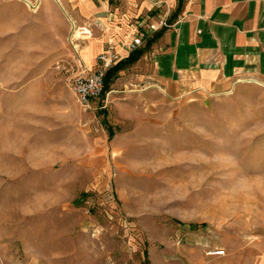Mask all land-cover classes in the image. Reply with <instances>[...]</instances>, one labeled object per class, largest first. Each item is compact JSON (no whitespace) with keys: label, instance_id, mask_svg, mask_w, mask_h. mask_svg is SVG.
<instances>
[{"label":"rangeland","instance_id":"obj_1","mask_svg":"<svg viewBox=\"0 0 264 264\" xmlns=\"http://www.w3.org/2000/svg\"><path fill=\"white\" fill-rule=\"evenodd\" d=\"M57 3L0 0V264H264V86L176 101L141 58L85 108Z\"/></svg>","mask_w":264,"mask_h":264},{"label":"crops","instance_id":"obj_2","mask_svg":"<svg viewBox=\"0 0 264 264\" xmlns=\"http://www.w3.org/2000/svg\"><path fill=\"white\" fill-rule=\"evenodd\" d=\"M58 1L75 28L94 32L93 50L84 54L81 48L90 66L109 42L125 59L121 44L136 31L145 41L159 34L141 63H149L150 89L165 97L225 95L244 80L264 84V0ZM161 20L168 26L147 30Z\"/></svg>","mask_w":264,"mask_h":264},{"label":"built area","instance_id":"obj_3","mask_svg":"<svg viewBox=\"0 0 264 264\" xmlns=\"http://www.w3.org/2000/svg\"><path fill=\"white\" fill-rule=\"evenodd\" d=\"M168 24L165 20H161L157 25H150L147 30L154 31L159 28H165ZM81 35V40L75 38L71 39L72 46V60L71 63H67L62 66V70H65L67 75V81L71 90L76 95L79 103L85 108H91L94 103H97L104 94L105 90V77L111 68L116 66L124 58L117 51V46L113 42H109L103 52L99 54L95 59V65L92 69H88L85 65L80 51L83 45L79 42L85 43V41L94 38V32L91 26L78 27ZM145 42V36L136 31L130 37V41L121 45L123 49L130 55L135 50L139 49ZM216 255L222 256L224 252H217Z\"/></svg>","mask_w":264,"mask_h":264},{"label":"trees","instance_id":"obj_4","mask_svg":"<svg viewBox=\"0 0 264 264\" xmlns=\"http://www.w3.org/2000/svg\"><path fill=\"white\" fill-rule=\"evenodd\" d=\"M158 37H159V34H156L153 37H147L145 47L135 50L127 58L123 59L116 66L108 70L106 77H105V90H104L103 96H105V93L109 90L110 84L114 81L115 78L118 77V74L121 71L137 63L144 56V54L149 51L150 47L156 42ZM110 136L111 137L114 136V132L111 129H110ZM191 227L195 228L196 226L191 225Z\"/></svg>","mask_w":264,"mask_h":264},{"label":"bare ground","instance_id":"obj_5","mask_svg":"<svg viewBox=\"0 0 264 264\" xmlns=\"http://www.w3.org/2000/svg\"><path fill=\"white\" fill-rule=\"evenodd\" d=\"M57 2H59V1L57 0ZM30 4H31V3H30ZM70 22L72 23V26H73V27H72V33H74V32H75V23L73 22L72 19H70ZM80 54H81V51H80ZM81 57H82V59H83L85 65L87 66V68H88L89 70L92 69L94 63L90 66V65L87 64L86 60L83 58L82 55H81ZM240 82H241V83H242V82H246V80H244V81H240ZM247 82H251V83H252V82H255V83H258V84L264 86V84H262V83H260V82H258V81H255V80H249V81H247Z\"/></svg>","mask_w":264,"mask_h":264}]
</instances>
